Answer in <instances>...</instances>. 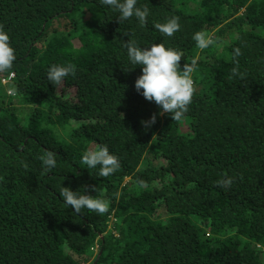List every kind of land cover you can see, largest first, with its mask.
Returning <instances> with one entry per match:
<instances>
[{
    "label": "trees",
    "instance_id": "16d2710c",
    "mask_svg": "<svg viewBox=\"0 0 264 264\" xmlns=\"http://www.w3.org/2000/svg\"><path fill=\"white\" fill-rule=\"evenodd\" d=\"M137 6L150 10L143 27L99 0H0L16 53L0 72V264H264V0ZM173 16V36L154 28ZM197 31L208 48H197ZM129 39L176 49L181 68L197 60L179 120L137 92ZM54 63L76 75L55 87ZM101 144L120 162L108 177L80 163ZM45 151L57 160L49 173ZM225 178L231 186H218ZM62 186L108 211L77 214Z\"/></svg>",
    "mask_w": 264,
    "mask_h": 264
},
{
    "label": "clouds",
    "instance_id": "9594fccd",
    "mask_svg": "<svg viewBox=\"0 0 264 264\" xmlns=\"http://www.w3.org/2000/svg\"><path fill=\"white\" fill-rule=\"evenodd\" d=\"M100 4L115 10L118 13L120 22L127 21L135 17L141 27L147 23L149 8L147 6H137L138 0H99ZM154 28L166 37H171L180 28L176 17L167 18L163 23H155ZM192 39L196 42L197 48L203 50L208 48L212 43L210 37L197 31L193 34ZM127 49V58L134 69L136 66H142L141 75L135 81L137 92L143 97L155 102L159 107L158 115L171 114L173 120H179L192 103L195 93L192 73L197 60L193 59L191 64L185 63L183 68L180 66L181 54L172 47H167L165 43H155L144 47L136 44L132 40L125 43ZM241 55L240 48L233 50L234 62L236 57ZM16 60L15 49L11 43L9 32L0 25V72L12 68ZM76 67L72 64H51L47 69V80L56 86H59L69 76L76 75ZM233 74L237 73V68L233 69ZM157 114L149 120H142L141 123L145 128L155 124ZM42 162V168L45 173L51 172L57 165V160L51 151H45L39 156ZM80 163L85 165L84 168L97 170L98 177H108L114 174L120 167L119 158L109 150L107 144H101L94 149L85 150L82 153ZM91 172V171H90ZM218 186L228 188L232 184L231 178H225L217 181ZM141 182L140 187H143ZM95 189V186H93ZM97 191V189H95ZM59 194L64 204L71 208L77 214L82 213V209L89 212L104 214L108 211V203L97 197L86 194L85 190H72L70 187L62 186L59 188Z\"/></svg>",
    "mask_w": 264,
    "mask_h": 264
},
{
    "label": "rangeland",
    "instance_id": "374dc122",
    "mask_svg": "<svg viewBox=\"0 0 264 264\" xmlns=\"http://www.w3.org/2000/svg\"><path fill=\"white\" fill-rule=\"evenodd\" d=\"M8 89V93H10V90H9V88H7ZM128 180V179H127ZM112 225V224H111ZM111 228H113V226H111Z\"/></svg>",
    "mask_w": 264,
    "mask_h": 264
}]
</instances>
